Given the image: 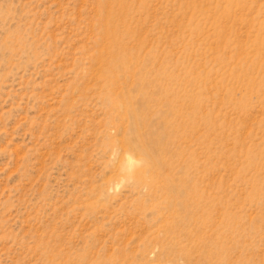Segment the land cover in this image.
I'll return each instance as SVG.
<instances>
[{
	"label": "rangeland",
	"instance_id": "1",
	"mask_svg": "<svg viewBox=\"0 0 264 264\" xmlns=\"http://www.w3.org/2000/svg\"><path fill=\"white\" fill-rule=\"evenodd\" d=\"M0 264H264V0H0Z\"/></svg>",
	"mask_w": 264,
	"mask_h": 264
}]
</instances>
